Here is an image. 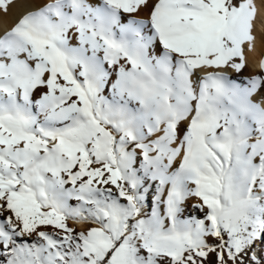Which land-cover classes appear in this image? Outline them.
I'll return each mask as SVG.
<instances>
[{
  "label": "snow or ice",
  "instance_id": "6c2138e0",
  "mask_svg": "<svg viewBox=\"0 0 264 264\" xmlns=\"http://www.w3.org/2000/svg\"><path fill=\"white\" fill-rule=\"evenodd\" d=\"M17 3L0 264H264V0Z\"/></svg>",
  "mask_w": 264,
  "mask_h": 264
},
{
  "label": "bare ground",
  "instance_id": "6f19581e",
  "mask_svg": "<svg viewBox=\"0 0 264 264\" xmlns=\"http://www.w3.org/2000/svg\"><path fill=\"white\" fill-rule=\"evenodd\" d=\"M19 4H14L9 12V15L7 17H4L3 13H0V18L12 21L15 18H17L19 11H21ZM26 10V9H24ZM264 59V48L261 47V45L258 43L256 50L254 52L248 53V60H249V66L245 72L246 76L254 75L258 72H260L259 64L260 61ZM230 76L235 77V73H229Z\"/></svg>",
  "mask_w": 264,
  "mask_h": 264
}]
</instances>
